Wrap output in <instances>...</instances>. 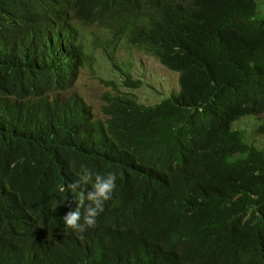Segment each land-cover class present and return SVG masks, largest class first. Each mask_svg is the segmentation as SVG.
I'll return each mask as SVG.
<instances>
[{"label":"trees","instance_id":"16d2710c","mask_svg":"<svg viewBox=\"0 0 264 264\" xmlns=\"http://www.w3.org/2000/svg\"><path fill=\"white\" fill-rule=\"evenodd\" d=\"M259 12L257 0H0V264H264V148L233 129L264 115ZM74 23L146 50L178 75L177 95L144 107L115 89L96 119L62 95L87 61ZM81 165L116 174L83 239L63 220Z\"/></svg>","mask_w":264,"mask_h":264},{"label":"rangeland","instance_id":"374dc122","mask_svg":"<svg viewBox=\"0 0 264 264\" xmlns=\"http://www.w3.org/2000/svg\"><path fill=\"white\" fill-rule=\"evenodd\" d=\"M257 1L259 13L264 16V0ZM73 25L87 61L71 91L62 95H78L92 108L96 119L103 120L102 98L113 94L115 89L134 95L137 103L144 107L157 106L179 92L178 75L165 69L146 50L130 46L125 39L115 43L111 34L101 28H82L78 23ZM127 78L141 84V88L137 91L125 90ZM233 129L242 130L246 141L264 148V115L247 116L233 125Z\"/></svg>","mask_w":264,"mask_h":264},{"label":"clouds","instance_id":"9594fccd","mask_svg":"<svg viewBox=\"0 0 264 264\" xmlns=\"http://www.w3.org/2000/svg\"><path fill=\"white\" fill-rule=\"evenodd\" d=\"M88 185H91V190H85ZM67 189L78 191V203L63 216V220L68 229L73 230L83 239V233L87 229L97 226V217L104 211L105 202L112 199L116 189V174L108 172L106 175H101L81 165L78 179L68 183ZM65 190V187H60L61 192ZM63 204L64 202L57 200L54 210Z\"/></svg>","mask_w":264,"mask_h":264},{"label":"bare ground","instance_id":"6f19581e","mask_svg":"<svg viewBox=\"0 0 264 264\" xmlns=\"http://www.w3.org/2000/svg\"><path fill=\"white\" fill-rule=\"evenodd\" d=\"M84 56H85V53H84ZM86 57V56H85ZM125 83V82H124ZM93 111V110H92ZM94 115V114H93Z\"/></svg>","mask_w":264,"mask_h":264}]
</instances>
